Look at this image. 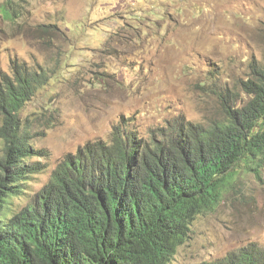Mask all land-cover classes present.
I'll list each match as a JSON object with an SVG mask.
<instances>
[{"label":"rangeland","instance_id":"obj_1","mask_svg":"<svg viewBox=\"0 0 264 264\" xmlns=\"http://www.w3.org/2000/svg\"><path fill=\"white\" fill-rule=\"evenodd\" d=\"M8 2L12 20L2 16ZM15 59L52 75L20 113L46 155L30 160L44 170L25 184L22 205L66 154L107 141L118 124L146 135L176 119L219 117L213 85L233 87L250 63L264 64V0H0V74ZM249 243L264 246V186L243 175L169 264Z\"/></svg>","mask_w":264,"mask_h":264},{"label":"trees","instance_id":"obj_2","mask_svg":"<svg viewBox=\"0 0 264 264\" xmlns=\"http://www.w3.org/2000/svg\"><path fill=\"white\" fill-rule=\"evenodd\" d=\"M14 15L6 3L2 16ZM249 69L233 87L213 85L219 117L176 119L146 135L118 124L107 141L66 154L20 205L44 170L30 160L46 156L20 113L52 75L12 61L0 74V264H169L241 176L264 186V64ZM200 264H264V246Z\"/></svg>","mask_w":264,"mask_h":264},{"label":"bare ground","instance_id":"obj_3","mask_svg":"<svg viewBox=\"0 0 264 264\" xmlns=\"http://www.w3.org/2000/svg\"><path fill=\"white\" fill-rule=\"evenodd\" d=\"M15 57V56H14ZM103 143V142H102Z\"/></svg>","mask_w":264,"mask_h":264}]
</instances>
